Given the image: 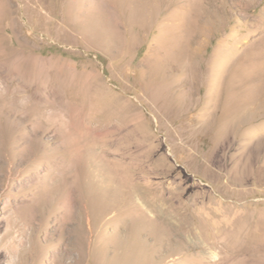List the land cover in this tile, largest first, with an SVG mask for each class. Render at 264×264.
I'll use <instances>...</instances> for the list:
<instances>
[{
    "label": "rangeland",
    "instance_id": "1",
    "mask_svg": "<svg viewBox=\"0 0 264 264\" xmlns=\"http://www.w3.org/2000/svg\"><path fill=\"white\" fill-rule=\"evenodd\" d=\"M0 264H264V0H0Z\"/></svg>",
    "mask_w": 264,
    "mask_h": 264
},
{
    "label": "bare ground",
    "instance_id": "2",
    "mask_svg": "<svg viewBox=\"0 0 264 264\" xmlns=\"http://www.w3.org/2000/svg\"><path fill=\"white\" fill-rule=\"evenodd\" d=\"M257 245V244H256ZM257 251V250H256ZM84 259L83 252L78 255V263H82V260Z\"/></svg>",
    "mask_w": 264,
    "mask_h": 264
}]
</instances>
